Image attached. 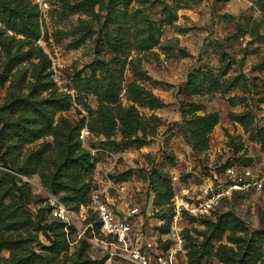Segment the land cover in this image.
I'll return each mask as SVG.
<instances>
[{
  "label": "rangeland",
  "instance_id": "rangeland-1",
  "mask_svg": "<svg viewBox=\"0 0 264 264\" xmlns=\"http://www.w3.org/2000/svg\"><path fill=\"white\" fill-rule=\"evenodd\" d=\"M37 1L0 0V182L16 213L0 219V242L16 246L0 251V264L91 261L80 236L95 223L87 190L115 211L138 206V227L156 235L170 221V189L196 188L230 165L264 173V0ZM106 83L119 97L110 115L118 126L119 105L125 111L139 92L133 83L159 105H136L150 132L143 146L88 128ZM21 100L36 112L13 114ZM213 113L220 121L197 152L190 120ZM66 162L80 171L62 173ZM58 202L74 217L68 234L51 216ZM220 221L230 228L218 237ZM188 225L187 248L208 252L206 264H264V189ZM59 241L66 250L56 253Z\"/></svg>",
  "mask_w": 264,
  "mask_h": 264
},
{
  "label": "built area",
  "instance_id": "built-area-1",
  "mask_svg": "<svg viewBox=\"0 0 264 264\" xmlns=\"http://www.w3.org/2000/svg\"><path fill=\"white\" fill-rule=\"evenodd\" d=\"M53 78L60 89L70 92L58 75H53ZM87 133L84 130L81 139ZM263 189L264 173L259 175L252 166L244 165L227 166L220 177L215 175V179L204 181L196 188L180 186L179 191L174 190L170 202L169 230L156 235H149L138 227L137 217L141 214L138 206L127 211H115L102 191L92 189L86 208L93 213L95 223H87L80 236L95 253L91 258L103 264H190L185 231L191 219L210 216L223 201L234 195ZM51 216L64 223L69 233L74 217L65 204L58 202L53 205ZM81 216L84 221L87 220L83 214Z\"/></svg>",
  "mask_w": 264,
  "mask_h": 264
},
{
  "label": "trees",
  "instance_id": "trees-1",
  "mask_svg": "<svg viewBox=\"0 0 264 264\" xmlns=\"http://www.w3.org/2000/svg\"><path fill=\"white\" fill-rule=\"evenodd\" d=\"M92 80L94 81V84H97L98 80H96L95 77ZM133 89L135 91L136 90L139 91L137 93L134 92V94L130 95V100L133 101V105H131L125 111L121 109V105H119L118 107V109L121 111V113H119L118 116V120L120 122V125L118 126L117 121H114V119L110 118V115L114 111L113 108L114 105L118 104L119 101V97L115 91V85L111 83H106L103 86H97L96 92L100 98V105L97 111H92L90 109V114L92 116L96 115V117H93L94 118L93 124L89 125L88 128H90L92 132H95L99 135H103L105 138L108 139L114 135V132L116 130H118L122 136L123 141L132 140V142L135 143L137 147L143 146L150 132L147 127L148 125L147 120L144 118V116L140 115L136 105L141 107H149L150 109H156L159 107V105L155 103V101L146 98L144 92L140 90L135 83L131 85L130 91H132ZM9 109L13 114L18 112H23V113L36 112V107L30 102H27L26 100H21L16 102L15 104L10 105ZM219 121H220V116L218 113L207 114L203 116L196 115L190 120L189 134L193 144V149L195 151L204 152L205 150H207L209 146L210 134L212 133L215 126L219 123ZM139 133H141V135H139ZM48 134H50V132L45 131L44 133H41L40 135L37 136L40 137L42 135H48ZM37 136L34 138H37ZM61 171L62 173L72 176L73 173L75 174L80 171V167L76 166L74 163L66 162L63 165ZM6 190H10V188L7 185L1 184L0 182V219L5 216L6 218H12V216L16 214L13 213L12 211L9 212L7 210L8 206L4 204L5 198L7 197L8 194ZM90 191L91 190H87L84 193L86 204L88 203V195ZM173 197H174V190L170 189V201ZM197 220L198 219L196 218H192L191 222L194 223ZM169 222L167 223L168 225L165 227V229H163L162 233L168 232ZM58 223L60 224V227H62L65 230L66 225L61 222ZM229 228H230V224L228 222L220 221L215 231L216 236L220 237L224 232L229 230ZM86 244L88 245L87 241ZM54 247H56L55 250L56 253H61L66 250V247L64 246V243H62V241H59L58 243H54ZM15 249L16 246L14 242H10V241L0 242V251L8 250L11 253H13ZM209 255L210 254L208 252L201 251L200 249H195V250L189 249L188 261L190 264H202L205 258H207ZM253 255H255V257L256 256L258 257L260 256V253H258V251L254 249ZM35 262H36L35 260H31L29 258V259L19 260L14 264H34ZM85 264H103V262L92 259L91 261Z\"/></svg>",
  "mask_w": 264,
  "mask_h": 264
}]
</instances>
